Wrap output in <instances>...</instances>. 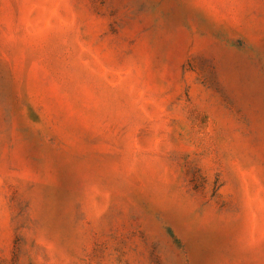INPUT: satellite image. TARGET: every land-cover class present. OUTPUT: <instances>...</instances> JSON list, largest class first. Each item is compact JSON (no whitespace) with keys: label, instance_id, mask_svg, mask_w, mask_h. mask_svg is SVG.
Wrapping results in <instances>:
<instances>
[{"label":"rangeland","instance_id":"1","mask_svg":"<svg viewBox=\"0 0 264 264\" xmlns=\"http://www.w3.org/2000/svg\"><path fill=\"white\" fill-rule=\"evenodd\" d=\"M0 264H264V0H0Z\"/></svg>","mask_w":264,"mask_h":264}]
</instances>
